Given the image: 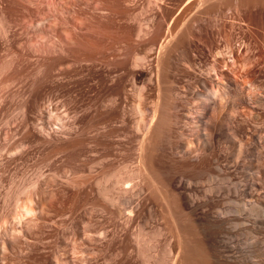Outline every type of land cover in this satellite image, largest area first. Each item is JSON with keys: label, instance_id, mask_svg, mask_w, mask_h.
<instances>
[{"label": "rangeland", "instance_id": "obj_1", "mask_svg": "<svg viewBox=\"0 0 264 264\" xmlns=\"http://www.w3.org/2000/svg\"><path fill=\"white\" fill-rule=\"evenodd\" d=\"M158 100L148 167L231 208L200 236L264 237V214L237 208L264 206V0H0V237H136L150 213L151 232L174 237L172 193L137 169L138 109L149 118ZM193 239L192 264H206ZM138 240L0 238V264H146ZM219 241L264 264V238Z\"/></svg>", "mask_w": 264, "mask_h": 264}, {"label": "bare ground", "instance_id": "obj_2", "mask_svg": "<svg viewBox=\"0 0 264 264\" xmlns=\"http://www.w3.org/2000/svg\"><path fill=\"white\" fill-rule=\"evenodd\" d=\"M168 40H169L168 38L163 39V41L160 43L159 49H158L159 53L160 52L162 53V51H160L162 48L168 47L167 45H165L167 44L166 42H168ZM164 51H163V54H164ZM159 56L161 57V55ZM210 93L211 94L214 93L216 95V93L213 92L212 90H210ZM155 103H156L155 107H153L154 109L150 111L149 118L141 116L142 111L140 112V109H138V113L140 115V119L137 120L138 128L142 130V133H143V139L141 142V147L139 151V161H138V166H137V169L139 170L138 172H140V174L143 173V175L145 174L144 176L145 177L147 176L148 180H150V182L157 189H164L172 193L173 198H171V200L167 199L165 201L166 209L165 211H163V213H164V217H166V219L170 221L172 225L174 226V231H175L174 237H194V236L201 237L200 233L198 232L199 226H206L208 229H210V231L213 228L219 227L220 225L229 221L228 217L226 216H227V212L231 208L228 209V208L219 207L217 204H214L215 202H210L211 200L200 201L199 199H197L196 196H193L192 193H191L192 195L189 193V186L187 185L185 186V189L183 191L176 193L175 192L176 184L178 183L176 179L171 181L170 184H168V186L166 187L158 179V176L154 172V169L148 167L147 159H146L147 152H146L145 144H146L148 137L152 135V131H154V129L156 130L155 127H158L160 123H162L161 122L162 118L159 117V111H160L159 110L160 108L159 100L156 101ZM137 108L139 107L137 106ZM222 127L224 126L222 125ZM200 134L199 132H197L198 136L203 135V134L201 135ZM204 136L208 138L210 136V133L205 132ZM132 173H130V171H126L123 174H120V176L117 179V182L120 183V185L124 186L125 190L128 187L130 188L133 187V185L135 184L134 182H133L134 184H132L131 182L134 176ZM132 202L133 201L130 198L123 197L119 201L118 212L122 215L128 216L130 212L133 210ZM237 208L238 210L249 213V214L251 213L258 214V215L264 214V206L259 203H253L249 206H247V204H241V205H238ZM30 211H32L31 207L27 205H23L19 209V212L17 213V217H20L21 214L23 213L25 215L28 212L31 213ZM183 214L184 216L186 215L188 217H190V214L198 215L197 218H195L193 215L192 217H190V222H191L193 232H189L187 227L183 224V219H182ZM141 222L142 223L139 226V231L137 233V236L138 237H156V233L151 232L150 230V228L153 226V223H154V219H153V216H151V213L149 214L148 218H145ZM147 225H150L149 229L147 228ZM207 237H218V235L209 234V236ZM138 239H139L138 241L142 242L143 245H145V246H142V245L141 246L146 247V250H144V253H143L145 254L144 256H146V259L144 260L146 264H192V259L194 257L192 255V252L189 251V246L194 241L193 238H175L174 244H172L173 243L172 241H171L172 243H169V242L164 243L165 245L161 249L157 248V245L159 243V240L157 238H138ZM198 242L204 251V255L206 257V264H215V262L219 258H222L224 262H226L227 264H243V262L245 261L240 257H235L230 254H227V251H228L227 248H225V246L221 248V246L219 245V242H220L219 238H198ZM208 247L212 249V251H210L211 253H209V251L207 250Z\"/></svg>", "mask_w": 264, "mask_h": 264}]
</instances>
